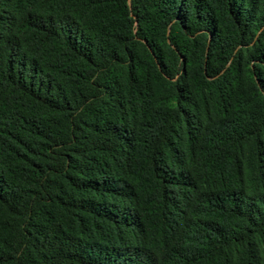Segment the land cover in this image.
<instances>
[{"label": "trees", "instance_id": "1", "mask_svg": "<svg viewBox=\"0 0 264 264\" xmlns=\"http://www.w3.org/2000/svg\"><path fill=\"white\" fill-rule=\"evenodd\" d=\"M0 264H264V0H0Z\"/></svg>", "mask_w": 264, "mask_h": 264}]
</instances>
